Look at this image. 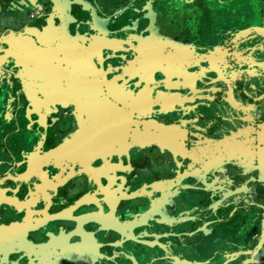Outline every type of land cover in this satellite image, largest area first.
Instances as JSON below:
<instances>
[{
    "label": "flooded vegetation",
    "instance_id": "af4514ba",
    "mask_svg": "<svg viewBox=\"0 0 264 264\" xmlns=\"http://www.w3.org/2000/svg\"><path fill=\"white\" fill-rule=\"evenodd\" d=\"M259 33L264 0H0L3 261L109 264L98 229L179 157L217 191L207 236L264 261Z\"/></svg>",
    "mask_w": 264,
    "mask_h": 264
},
{
    "label": "water",
    "instance_id": "95a60500",
    "mask_svg": "<svg viewBox=\"0 0 264 264\" xmlns=\"http://www.w3.org/2000/svg\"><path fill=\"white\" fill-rule=\"evenodd\" d=\"M246 23L245 21L244 24ZM254 25L252 24L251 27ZM257 27L256 24L255 28ZM253 41L263 46L264 33H259ZM256 57L263 61L264 52H260ZM258 59L256 62L260 63ZM245 66L249 65L245 64ZM256 67L261 69L258 65ZM3 102L6 103L0 94V108H3ZM9 134L7 127L6 129L0 127V137H8ZM179 159L182 166L177 173L180 177L175 185V193L171 190L168 192L166 187L156 189L154 185L148 184L147 192L139 197L141 202L130 205L124 210L128 217L125 221L126 227H119L113 223L98 229L99 232L105 233L104 240L109 241L105 244L112 251V257H107L109 264H264V261L254 259L251 252L231 253L230 250H225L221 235L211 238L207 236L209 234L206 230L209 229V225L216 222V220L209 222L208 220L217 218L219 213L213 204L206 205L210 196L213 198L214 192L217 191L202 187L209 181L199 174H187L188 170L194 167H202V162L189 157H179ZM185 181L189 184L184 185ZM131 196L133 197L129 199L138 198L137 195ZM121 216L122 213L114 214L112 219L119 220ZM95 223L98 226L102 225L101 221ZM2 232L0 230L1 237ZM139 235L141 237L138 238ZM18 239L15 238L14 243H17ZM241 247L245 248L247 244ZM7 248L9 246L3 247L0 251V264H10L3 261L6 256L11 255L6 253ZM197 248L216 249L217 253L214 252L213 259L206 261L191 259L188 254L181 253L182 250L188 252ZM20 249L17 252L18 257L30 258L31 264H34L33 257L24 249ZM30 262L28 261V264Z\"/></svg>",
    "mask_w": 264,
    "mask_h": 264
},
{
    "label": "crops",
    "instance_id": "0c3cea01",
    "mask_svg": "<svg viewBox=\"0 0 264 264\" xmlns=\"http://www.w3.org/2000/svg\"><path fill=\"white\" fill-rule=\"evenodd\" d=\"M190 250L191 251L188 250V252L182 250L181 253H183L184 255L188 254V256L191 259H196L199 261H206V260L213 259V254L209 252V250L207 249L201 250L197 248V249H190Z\"/></svg>",
    "mask_w": 264,
    "mask_h": 264
}]
</instances>
